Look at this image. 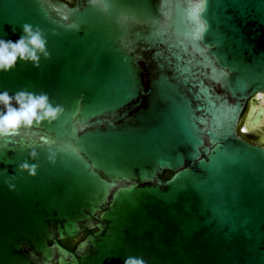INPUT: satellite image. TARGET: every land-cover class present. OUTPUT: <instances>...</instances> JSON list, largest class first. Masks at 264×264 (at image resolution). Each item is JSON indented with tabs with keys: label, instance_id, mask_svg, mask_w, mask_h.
<instances>
[{
	"label": "water",
	"instance_id": "water-1",
	"mask_svg": "<svg viewBox=\"0 0 264 264\" xmlns=\"http://www.w3.org/2000/svg\"><path fill=\"white\" fill-rule=\"evenodd\" d=\"M73 1L0 0L49 53L0 92L61 108L0 138V264H264V0Z\"/></svg>",
	"mask_w": 264,
	"mask_h": 264
},
{
	"label": "clouds",
	"instance_id": "clouds-1",
	"mask_svg": "<svg viewBox=\"0 0 264 264\" xmlns=\"http://www.w3.org/2000/svg\"><path fill=\"white\" fill-rule=\"evenodd\" d=\"M15 33V29H13ZM47 40L39 29L29 24L21 26V34L15 40L0 38V72H8L17 62L40 66L41 58H47ZM61 113L59 106H54L47 93H34L20 90L13 94L0 92V138L16 137L21 130H30L44 123H52ZM31 158L35 153L30 154ZM20 168L35 174L36 165L23 163ZM124 264H144L142 259L129 257Z\"/></svg>",
	"mask_w": 264,
	"mask_h": 264
},
{
	"label": "flooded vegetation",
	"instance_id": "flooded-vegetation-1",
	"mask_svg": "<svg viewBox=\"0 0 264 264\" xmlns=\"http://www.w3.org/2000/svg\"><path fill=\"white\" fill-rule=\"evenodd\" d=\"M62 1L68 3L69 5L74 4L73 0H62ZM260 101H264V99H257L255 97L250 99L246 104L245 114L252 108V106H254L255 112L260 111L261 113L260 119L262 125L250 126V124L246 125L243 123L238 128V134L248 142L264 147V103L260 104Z\"/></svg>",
	"mask_w": 264,
	"mask_h": 264
},
{
	"label": "trees",
	"instance_id": "trees-1",
	"mask_svg": "<svg viewBox=\"0 0 264 264\" xmlns=\"http://www.w3.org/2000/svg\"><path fill=\"white\" fill-rule=\"evenodd\" d=\"M170 176H171V173L165 171L162 174V179H169ZM86 235H87L86 233H82L76 239H74V240H65V241H62L61 244H63L65 247L73 250L86 237Z\"/></svg>",
	"mask_w": 264,
	"mask_h": 264
},
{
	"label": "snow or ice",
	"instance_id": "snow-or-ice-1",
	"mask_svg": "<svg viewBox=\"0 0 264 264\" xmlns=\"http://www.w3.org/2000/svg\"><path fill=\"white\" fill-rule=\"evenodd\" d=\"M165 2L167 3V0H165ZM181 2H184V0H181Z\"/></svg>",
	"mask_w": 264,
	"mask_h": 264
}]
</instances>
